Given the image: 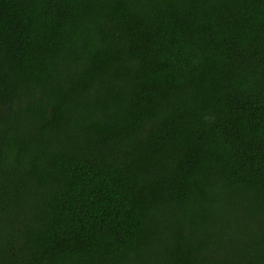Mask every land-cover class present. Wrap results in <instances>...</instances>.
<instances>
[{"label": "trees", "instance_id": "1", "mask_svg": "<svg viewBox=\"0 0 264 264\" xmlns=\"http://www.w3.org/2000/svg\"><path fill=\"white\" fill-rule=\"evenodd\" d=\"M0 264H264V0H0Z\"/></svg>", "mask_w": 264, "mask_h": 264}]
</instances>
